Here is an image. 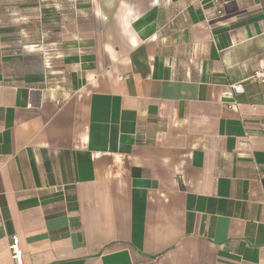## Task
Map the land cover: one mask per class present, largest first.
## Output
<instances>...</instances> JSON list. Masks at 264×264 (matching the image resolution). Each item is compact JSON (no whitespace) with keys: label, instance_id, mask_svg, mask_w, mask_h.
Returning a JSON list of instances; mask_svg holds the SVG:
<instances>
[{"label":"crops","instance_id":"1","mask_svg":"<svg viewBox=\"0 0 264 264\" xmlns=\"http://www.w3.org/2000/svg\"><path fill=\"white\" fill-rule=\"evenodd\" d=\"M256 72L264 0H0V264H264Z\"/></svg>","mask_w":264,"mask_h":264},{"label":"built area","instance_id":"2","mask_svg":"<svg viewBox=\"0 0 264 264\" xmlns=\"http://www.w3.org/2000/svg\"><path fill=\"white\" fill-rule=\"evenodd\" d=\"M191 1H198L200 2V0H191ZM216 14L218 16L223 14V10L222 8L217 9ZM46 64H48V62H46ZM254 79L257 80H263L264 79V73L262 72H256L253 75ZM233 90L236 94H241L243 93V86L241 83L235 84L233 85ZM9 250L12 253L13 258L17 261V263H20V259H21V251H20V247H19V239L17 237H12L10 239V244H9ZM21 264V263H20Z\"/></svg>","mask_w":264,"mask_h":264}]
</instances>
